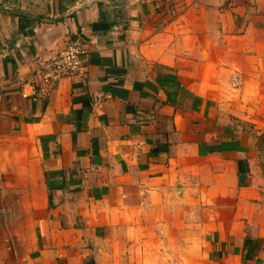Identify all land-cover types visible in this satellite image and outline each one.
I'll list each match as a JSON object with an SVG mask.
<instances>
[{
  "label": "crops",
  "instance_id": "1",
  "mask_svg": "<svg viewBox=\"0 0 264 264\" xmlns=\"http://www.w3.org/2000/svg\"><path fill=\"white\" fill-rule=\"evenodd\" d=\"M0 264H264V0H0Z\"/></svg>",
  "mask_w": 264,
  "mask_h": 264
},
{
  "label": "built area",
  "instance_id": "2",
  "mask_svg": "<svg viewBox=\"0 0 264 264\" xmlns=\"http://www.w3.org/2000/svg\"><path fill=\"white\" fill-rule=\"evenodd\" d=\"M85 55L86 47L81 38H67L62 51L48 59L35 60L32 71L34 83L43 94H47L60 81L73 78L83 71Z\"/></svg>",
  "mask_w": 264,
  "mask_h": 264
},
{
  "label": "trees",
  "instance_id": "3",
  "mask_svg": "<svg viewBox=\"0 0 264 264\" xmlns=\"http://www.w3.org/2000/svg\"><path fill=\"white\" fill-rule=\"evenodd\" d=\"M248 245H249V248H251L252 246L256 245V243L254 241H252V240H246V242H245V248ZM248 259H250V258H248V256L245 257V261H248Z\"/></svg>",
  "mask_w": 264,
  "mask_h": 264
}]
</instances>
